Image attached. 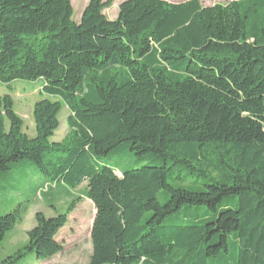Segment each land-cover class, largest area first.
I'll return each instance as SVG.
<instances>
[{
	"label": "trees",
	"instance_id": "16d2710c",
	"mask_svg": "<svg viewBox=\"0 0 264 264\" xmlns=\"http://www.w3.org/2000/svg\"><path fill=\"white\" fill-rule=\"evenodd\" d=\"M110 4L76 22L72 0H0V83L40 80L57 98L35 103L31 137L0 95V188L23 162L44 176L33 197L87 181L89 264H264V0H125L116 19ZM63 105L68 132L51 141ZM133 155L152 162L122 170ZM72 200L38 212L4 261L61 253ZM25 209L0 215V243Z\"/></svg>",
	"mask_w": 264,
	"mask_h": 264
},
{
	"label": "rangeland",
	"instance_id": "374dc122",
	"mask_svg": "<svg viewBox=\"0 0 264 264\" xmlns=\"http://www.w3.org/2000/svg\"><path fill=\"white\" fill-rule=\"evenodd\" d=\"M89 1L90 0H72L74 21L80 22ZM123 1L125 0H111V4L104 11L108 18L116 19L118 17L120 5ZM169 1L180 2L183 0ZM199 1L203 6H212L215 4H227L233 0ZM41 86L42 82L40 80L28 81L19 79L15 80L10 85L0 83V95H12L15 109L24 121V131L31 137L36 135V127L33 118L35 103L44 98L57 100V98L42 93ZM69 114L70 110L68 106L63 105L59 113L60 126L56 130L51 141H61L65 137L68 132L67 118ZM119 160L122 170L128 167H140L152 162L150 158L139 157L137 155ZM23 164L24 167L19 168L15 167V165L1 176L0 215L9 212L19 202H25L26 209L22 218L9 232H7L5 238L0 243V264H89L92 255L90 227L95 212L92 201L86 196L88 183H83L78 187L71 199L66 200L58 198L51 201V199L47 197V193L44 192L43 194H38V196L33 197L35 184H38L39 180L43 179L44 176L37 170L34 163L23 162ZM4 174L8 175L4 176ZM172 183L178 185L177 182L173 181ZM75 198H79V201L75 209L69 213L70 223L61 234V239L66 244V247H64L61 253L45 263L37 261L34 252H28L24 257L17 258L14 261H4L9 256H17L19 250L25 245L27 231L36 225V214L38 212H42L46 216H50L55 213L56 210L59 213H65L73 202L72 199ZM75 222H77V224Z\"/></svg>",
	"mask_w": 264,
	"mask_h": 264
},
{
	"label": "crops",
	"instance_id": "0c3cea01",
	"mask_svg": "<svg viewBox=\"0 0 264 264\" xmlns=\"http://www.w3.org/2000/svg\"><path fill=\"white\" fill-rule=\"evenodd\" d=\"M83 183H88L87 181H84ZM82 183V184H83ZM81 184V185H82ZM80 185V186H81ZM88 185V184H87ZM80 186H78V187H80ZM77 187V188H78ZM76 188V189H77ZM76 189H74V191H71V192H69L70 194L69 195H66V198H62V199H71V198H73V195H74V192L76 191ZM82 200V199H81ZM90 200V199H89ZM92 201V200H91ZM92 203H93V201H92ZM93 205H94V203H93ZM56 212H57V210H56ZM55 212V213H56ZM94 212H95V214H94V218H95V215H96V207H95V205H94ZM55 213H53V214H51L50 216H53ZM94 218H93V221H92V225H91V227H90V236H91V231H92V226H93V222H94ZM69 221H68V223H67V225H69ZM76 224H77V222H75ZM67 225L64 227V228H62L61 230H60V232H59V234H58V239L63 243V245H64V247H66V244L62 241V239H61V234H62V232H63V230L64 229H66V227H67ZM75 225V224H74ZM92 252H93V244H92ZM49 261V260H48ZM47 262V261H46Z\"/></svg>",
	"mask_w": 264,
	"mask_h": 264
}]
</instances>
